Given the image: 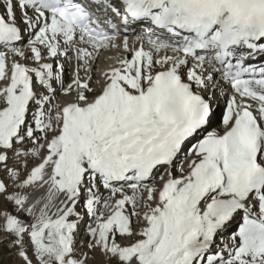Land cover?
I'll list each match as a JSON object with an SVG mask.
<instances>
[{"label":"snow or ice","instance_id":"6c2138e0","mask_svg":"<svg viewBox=\"0 0 264 264\" xmlns=\"http://www.w3.org/2000/svg\"><path fill=\"white\" fill-rule=\"evenodd\" d=\"M0 264H264V0H0Z\"/></svg>","mask_w":264,"mask_h":264}]
</instances>
